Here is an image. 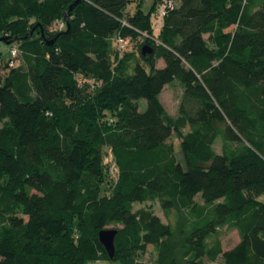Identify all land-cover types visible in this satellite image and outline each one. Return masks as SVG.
I'll return each instance as SVG.
<instances>
[{
  "label": "trees",
  "instance_id": "obj_1",
  "mask_svg": "<svg viewBox=\"0 0 264 264\" xmlns=\"http://www.w3.org/2000/svg\"><path fill=\"white\" fill-rule=\"evenodd\" d=\"M76 1L0 0V42L19 51L0 66V264H148L150 245L154 264H264V0H172L164 16L170 0ZM154 201L184 213L183 241L135 209ZM225 227L241 236L228 251Z\"/></svg>",
  "mask_w": 264,
  "mask_h": 264
},
{
  "label": "rangeland",
  "instance_id": "obj_2",
  "mask_svg": "<svg viewBox=\"0 0 264 264\" xmlns=\"http://www.w3.org/2000/svg\"><path fill=\"white\" fill-rule=\"evenodd\" d=\"M154 0H144L143 5H142V9L145 12H149L152 4H153ZM137 0L132 2L129 5V9L130 11L133 13L136 9H137ZM153 19H154V24H155V28L158 31V26L161 22H162V18L161 17H156L155 15H153ZM140 42H134L133 44H130L128 47L129 51H135L137 52V54L139 53V46ZM0 52H1V57H0V66H4L9 59L12 57V53H11V48L9 47V45H5L2 42H0ZM164 64V62H163ZM161 64V65H163ZM160 65V66H161ZM183 93V87L182 85L178 82L175 81L167 86H165L163 92L160 95V101L163 104L164 108L167 111V114L173 118H175L178 115V110H179V102L181 99ZM147 108V101L146 99H141L140 100V110L144 111ZM189 127H187L185 129L188 130ZM174 142L176 143V152L180 158V160L184 161V157L182 155V150H181V144H180V139L178 137L174 138ZM221 147H222V141L221 139H216L215 142V148L217 151H221ZM261 200H264V195L260 198ZM197 200L199 202H203L201 196L199 195L197 197ZM135 209L139 210V209H151L153 212H155L157 215H159L162 220L165 223H170L173 228H175V230L177 231V234L179 236V238L183 241L186 234H187V230L185 227L186 224V217L184 215L183 212L181 211H177V210H170L168 212H164L163 209L161 208L160 204L158 201H154V202H146V203H136L135 204ZM222 242H223V248L224 251H228L233 249L234 247H236L240 240H241V236L238 230L236 229H231L228 227L223 228L222 230H220L219 233ZM157 256V251L156 248L152 245H150L146 251L145 254H143L141 256V259L145 262H147L148 264H154V261L156 259ZM180 259L183 262V257L182 254L180 255ZM209 264H223V257L222 255L219 256V258L217 259V261H209L207 260Z\"/></svg>",
  "mask_w": 264,
  "mask_h": 264
},
{
  "label": "water",
  "instance_id": "obj_3",
  "mask_svg": "<svg viewBox=\"0 0 264 264\" xmlns=\"http://www.w3.org/2000/svg\"><path fill=\"white\" fill-rule=\"evenodd\" d=\"M78 2H80V0H77L71 6V8H73L74 5H76ZM8 39H9V37H6V36L0 37V41L5 42L7 44L10 42V41H8ZM53 41L54 40H51L50 43H53ZM142 52H143V54L152 53L153 52V48L150 47L149 45H145L143 47ZM117 233H118V229L117 228H113V227L105 228V229H103V230H101L99 232L100 242L105 247L108 255L110 256V258H114L115 253H116L115 239H116Z\"/></svg>",
  "mask_w": 264,
  "mask_h": 264
},
{
  "label": "built area",
  "instance_id": "obj_4",
  "mask_svg": "<svg viewBox=\"0 0 264 264\" xmlns=\"http://www.w3.org/2000/svg\"><path fill=\"white\" fill-rule=\"evenodd\" d=\"M172 6H173V1H172V0H170L169 2H167V3L164 4V5H161V6H160V9H159V14H160L161 16L166 15V9H167L168 7H172ZM60 26H61V28H63V27H64V22H61V23H60ZM117 44H118L120 50H121V51H124V50H126V49L128 48V46L131 44V41H130L129 38H124V37H121V36H120V37H118V39H117ZM11 53H12V55L17 56L18 53H19L18 48H17V47H13V48H11ZM12 64H13V63H12Z\"/></svg>",
  "mask_w": 264,
  "mask_h": 264
},
{
  "label": "crops",
  "instance_id": "obj_5",
  "mask_svg": "<svg viewBox=\"0 0 264 264\" xmlns=\"http://www.w3.org/2000/svg\"><path fill=\"white\" fill-rule=\"evenodd\" d=\"M19 63H20V60H17L16 61V65L19 64ZM161 64H163V61L162 60H160V62H159V65H161Z\"/></svg>",
  "mask_w": 264,
  "mask_h": 264
}]
</instances>
